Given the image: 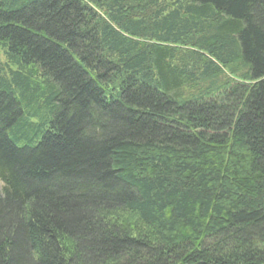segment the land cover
Wrapping results in <instances>:
<instances>
[{
    "label": "trees",
    "instance_id": "obj_1",
    "mask_svg": "<svg viewBox=\"0 0 264 264\" xmlns=\"http://www.w3.org/2000/svg\"><path fill=\"white\" fill-rule=\"evenodd\" d=\"M0 264H264V0H0Z\"/></svg>",
    "mask_w": 264,
    "mask_h": 264
}]
</instances>
